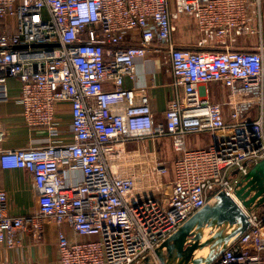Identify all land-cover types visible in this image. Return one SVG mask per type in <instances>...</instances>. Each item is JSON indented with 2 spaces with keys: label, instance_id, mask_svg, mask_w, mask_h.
<instances>
[{
  "label": "built area",
  "instance_id": "built-area-1",
  "mask_svg": "<svg viewBox=\"0 0 264 264\" xmlns=\"http://www.w3.org/2000/svg\"><path fill=\"white\" fill-rule=\"evenodd\" d=\"M181 18L194 27V48L174 41ZM242 38H254L253 48H239ZM164 48L175 93L157 121L148 90L125 81L136 58ZM9 78L19 81L24 123L55 136L5 148L0 114V167L28 170L39 201L35 214L12 215L0 190V244L10 249L25 231L42 238L48 219L60 264H138L214 195H234L264 159L263 0H175L173 10L171 0H0V102ZM213 83L226 90L220 100ZM63 101L70 138L56 135ZM208 132L218 135L210 147L186 146L188 135ZM162 137L179 153L168 183L165 161L127 149ZM262 207L250 208L249 228L210 264H264Z\"/></svg>",
  "mask_w": 264,
  "mask_h": 264
},
{
  "label": "crops",
  "instance_id": "crops-1",
  "mask_svg": "<svg viewBox=\"0 0 264 264\" xmlns=\"http://www.w3.org/2000/svg\"><path fill=\"white\" fill-rule=\"evenodd\" d=\"M186 18L179 20L177 30L174 32V41L179 47L194 48L196 35L193 34L194 27ZM189 27V28H188ZM255 39L242 38L239 48H253ZM166 48V47H165ZM151 51L145 57H138L135 61V78H127L125 86L128 88H146L151 96V104L157 121H164L168 103L175 93L173 87L174 76L166 61L167 52ZM213 86L214 88L212 89ZM9 99L0 102V114L7 125L6 136L3 140L5 148H18L26 146H42L49 144L55 136L46 128H32L27 126L20 116L21 106L17 102L19 98V81L14 78L8 79ZM209 87L215 92L214 99L220 100L225 89L220 84H210ZM15 114L14 117L9 116ZM58 134L57 137L70 138L73 134L72 110L68 101L58 104ZM228 117V115H227ZM9 122L15 124L9 127ZM207 133L188 135L186 146L195 148L204 144H210V139H216L217 134L207 138ZM209 137V136H208ZM210 141V142H208ZM204 144V145H205ZM127 149L139 153L143 161L156 157L158 160L169 161L175 158L177 152L174 150L172 140L168 137L157 139H137L127 143ZM172 160V159H171ZM170 162V161H169ZM173 178V171L165 175L168 183ZM0 190L8 194V212L12 215H33L38 209V198L33 191L32 175L25 169L6 170L0 167ZM63 229L69 237L73 236L72 229L64 225ZM58 230L54 222L44 221V234L38 239L33 230L25 231L22 234L21 243L14 249L0 244V262L5 260H26L37 261L40 264H60L57 247Z\"/></svg>",
  "mask_w": 264,
  "mask_h": 264
},
{
  "label": "water",
  "instance_id": "water-1",
  "mask_svg": "<svg viewBox=\"0 0 264 264\" xmlns=\"http://www.w3.org/2000/svg\"><path fill=\"white\" fill-rule=\"evenodd\" d=\"M47 45L50 44H33ZM243 181L247 184L242 190L255 191L250 201L259 197L263 202L264 159L251 168ZM249 203L238 192L230 195L220 191L157 247L156 256L148 254L138 264H210L249 228Z\"/></svg>",
  "mask_w": 264,
  "mask_h": 264
},
{
  "label": "rangeland",
  "instance_id": "rangeland-1",
  "mask_svg": "<svg viewBox=\"0 0 264 264\" xmlns=\"http://www.w3.org/2000/svg\"><path fill=\"white\" fill-rule=\"evenodd\" d=\"M174 1L175 0H171V9L173 10L174 9ZM263 9H264V0H263ZM189 28V27H188ZM214 84V83H213ZM216 84V83H215ZM212 87V89L214 88L213 86H211ZM14 113L13 114H10L9 116H12V117H14ZM4 119V118H3ZM8 126L9 127H14V126H16L15 124H11L10 122H9V124H8ZM208 134V136H207V138H210V137H213V133H210V132H208L207 133ZM213 140V141H212ZM210 141H212L210 144L208 143V144H205V143H207V142H204V144H201L200 146H198V147H210L213 143H214V141H215V139H210ZM210 141H208V142H210ZM177 155H178V153H177ZM177 157V156H176ZM175 157V158H176ZM174 158V159H175ZM172 159V160H171ZM170 161V162H169ZM167 160V161H165L166 162V164L169 166V170H170V172L172 171V161H173V158H170V160ZM242 182V183H241ZM241 183V184H240ZM246 184H247V182L246 181H243V179H241L240 181H239V183H238V185H237V187H236V192H238L240 195H241V197H242V199L245 201V202H248L249 203V201H250V199L252 198V196L255 194V191H253V192H248V188H246L245 190H242V188L244 187V186H246ZM248 192V193H247ZM261 199L262 198H256L254 201H250V203H249V206H250V208L251 209H253V210H255V211H261L262 209H263V203H264V201L262 202L261 201ZM95 238H97V237H95ZM156 256V255H155ZM155 260L156 261H158V259L157 258H155ZM158 263H159V261H158ZM160 264V263H159Z\"/></svg>",
  "mask_w": 264,
  "mask_h": 264
},
{
  "label": "bare ground",
  "instance_id": "bare-ground-1",
  "mask_svg": "<svg viewBox=\"0 0 264 264\" xmlns=\"http://www.w3.org/2000/svg\"><path fill=\"white\" fill-rule=\"evenodd\" d=\"M235 197L238 199V196L235 195Z\"/></svg>",
  "mask_w": 264,
  "mask_h": 264
}]
</instances>
